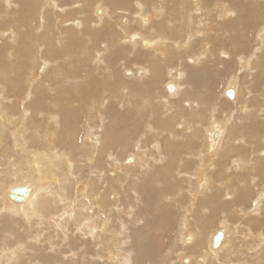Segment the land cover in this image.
Instances as JSON below:
<instances>
[{"label": "bare ground", "instance_id": "bare-ground-1", "mask_svg": "<svg viewBox=\"0 0 264 264\" xmlns=\"http://www.w3.org/2000/svg\"><path fill=\"white\" fill-rule=\"evenodd\" d=\"M263 82L264 0H0V264H264Z\"/></svg>", "mask_w": 264, "mask_h": 264}, {"label": "rangeland", "instance_id": "rangeland-1", "mask_svg": "<svg viewBox=\"0 0 264 264\" xmlns=\"http://www.w3.org/2000/svg\"><path fill=\"white\" fill-rule=\"evenodd\" d=\"M14 4H16V2H13ZM12 3V4H13ZM19 4L17 3L16 4V6L15 7H17ZM19 8L17 7V10H18ZM147 11H149V10H147ZM93 17L95 18V19H98L97 17H95V15H93ZM100 19H102V18H100ZM99 19V20H100ZM130 23H132V25L130 26V28H132L131 30L130 29H128L130 32H136L137 33V31L136 30H138V26L139 25H137L136 24V26L135 25H133V23L135 24V22L134 21H132V22H130ZM142 24H144V23H142ZM197 25V27L196 28H194V29H197L198 30V25L199 24H201V22H198V23H196ZM197 30H194V33H193V35L194 34H197ZM135 32H134V34H135ZM199 36H200V39H201V35H199V32H198V34H197V36L196 37H194V39H193V41H194V43L195 42H197L198 40H200L199 39ZM208 37V36H207ZM198 39V40H197ZM142 47V46H141ZM174 48H172L171 49V51L173 52V55L175 54V50L177 51V50H180V49H177L176 48V45H174L173 46ZM142 48H144V47H142ZM228 50L230 49V48H227ZM231 50V49H230ZM224 51H225V53H228V52H226V50L224 49ZM232 51V50H231ZM227 55V54H226ZM229 55V54H228ZM216 56H217V54H216ZM188 57H192L191 55L190 56H188ZM213 58H215V57H213ZM188 59H190V58H188ZM183 61H177V62H172V63H168V65H167V68L169 67L170 69H177L176 67L177 66H180V62H181V64L183 63H185L184 62V60H185V57L182 59ZM231 61H232V58H231ZM220 65V64H219ZM200 66V65H199ZM227 66V67H226ZM226 66H224L223 67V65H220L219 67H217L216 68V70H215V72L217 71V69H219L218 71H220V72H222V74L220 73V75L222 76V77H220V80H219V82L217 83V85L215 86V89H214V94L215 93H217V95H214L215 96V99H212V101H214V102H210L211 104L208 106V112L207 113H209V114H207V117L208 116H210V109H211V111H212V108L214 109L215 107L218 109L217 110V114H219L218 115V117L220 118V119H222L223 117H224V114H227V113H231V112H234L235 110H233V108L232 107H229V106H227L226 104H224V103H222V101L220 100V95H219V91H221V89H224V87L226 86V85H228V83H230V80L228 79V77H230L231 75H233V74H235V72L237 73L238 72V68H239V64H237V63H229V65H226ZM232 66V67H231ZM237 66V67H236ZM168 68V69H169ZM236 68V69H235ZM134 69V68H133ZM174 69V70H175ZM222 71H221V70ZM236 70V71H235ZM223 71H226V72H223ZM235 71V72H234ZM92 72V74H94L93 72V70L91 71ZM239 72H241V71H239ZM165 76H166V71H165V74H164ZM164 76V80H166V77ZM100 78V75H98L97 76V73L95 72V79H98V78ZM187 80V77H185V81ZM229 81V82H228ZM169 82H171L170 80H169ZM264 83V82H263ZM259 87H254V88H249V89H253L252 90V92H251V99H253L255 102L257 101V100H261V99H263L264 98V86H262L261 87V85H258ZM226 88V87H225ZM247 88V87H246ZM245 88V89H246ZM261 88V89H260ZM248 89V88H247ZM258 90H260V91H258ZM258 91V92H257ZM244 93V92H243ZM247 93V92H246ZM259 93V94H258ZM262 94H263V96H262ZM244 95H246L247 96V94H245L244 93ZM255 96V97H254ZM262 96V97H261ZM180 98V97H179ZM221 99H223L224 101H225V103H228V104H230L231 105V103H229L230 101L225 97V96H223V94L221 95ZM254 102V103H255ZM254 103L253 104H249V106H250V108L248 107V109L250 110V109H252L253 111L254 110H256L257 109V107H256V105H254ZM252 105H254V106H252ZM210 108V109H209ZM256 108V109H255ZM226 109H228V110H226ZM230 109H232V111L230 110ZM235 115V114H234ZM218 120V119H217ZM220 121V120H219ZM203 123V124H202ZM202 123L200 122L199 123V125L201 126L200 127V133H202L203 132V130L206 128V125H207V122H206V120L205 121H202ZM160 137V139H162L163 137L162 136H159ZM180 141H182L181 139H180ZM179 141V142H180ZM183 141H185V139H183ZM200 140H198L197 141V143H196V149H198L199 148V146H200ZM66 159L67 158H69V161H73L70 157H72V156H70V153L68 152V153H66ZM181 156H185V154L183 153V154H181ZM234 160H239L238 158H236V159H234ZM67 163H68V161H66V165H63L64 166V168H65V166L67 167ZM195 167L194 166V162L192 163V165L190 166V170H192L193 169V167ZM74 167H75V165H73V170H74ZM84 171H83V170ZM81 170H79V173H76L75 174V172H74V174H75V176L76 177H80V178H82L83 176H85L86 174H88L87 176H90V175H92V174H90V169L89 168H82ZM67 171H69V170H67ZM71 173V174H70ZM73 174V171H69V176H71V175H74ZM12 182V183H11ZM235 182V180H233L232 181V183H234ZM230 181L228 182V184L230 185ZM11 184H13V181H12V179H8L7 178V180L6 181H4V185H5V187L6 186H9V185H11ZM164 187V186H163ZM175 188V189H174ZM202 190V189H201ZM200 190V191H201ZM177 191H178V188L177 187H173V193H175V194H171V197H173V198H175V201H174V203H173V201H172V204H173V210L176 212L177 211V208H179V207H177L176 206V203L178 202L177 201V198H179V196H178V193H177ZM199 191V190H198ZM227 191V189H226V187L225 188H223V191H222V193L223 194H225V193H227L226 192ZM181 204H182V202H181ZM248 208V206L247 205H245V209H247ZM253 209V208H252ZM248 211H250L251 210V208L249 209H247ZM256 213H257V211H255ZM261 213H264V202H263V210L261 209ZM250 214H252V212L250 213ZM254 215V214H253ZM245 216V215H244ZM260 216H258V217H256V218H259ZM231 221L232 222H234L235 221V219H231ZM148 223V222H147ZM219 227H221V225L220 224H218L217 225V227L216 228H219ZM176 228V227H175ZM213 228H214V226L213 227H211V229L213 230ZM215 228V229H216ZM212 230H210L211 232L210 233H212L213 231ZM175 233V232H174ZM159 234V233H158ZM235 235L237 236V234L235 233ZM45 236H42V238H41V240H45ZM187 238V237H186ZM185 244H187V243H185ZM205 253H207V252H205ZM185 258H187V257H185ZM182 264H186V263H184V262H182ZM188 264V263H187Z\"/></svg>", "mask_w": 264, "mask_h": 264}, {"label": "water", "instance_id": "water-1", "mask_svg": "<svg viewBox=\"0 0 264 264\" xmlns=\"http://www.w3.org/2000/svg\"><path fill=\"white\" fill-rule=\"evenodd\" d=\"M22 193L23 192H21L20 190H14V191L11 192L10 197L18 198ZM218 239H219V236H216L214 238V242L213 243L217 244L218 243Z\"/></svg>", "mask_w": 264, "mask_h": 264}]
</instances>
